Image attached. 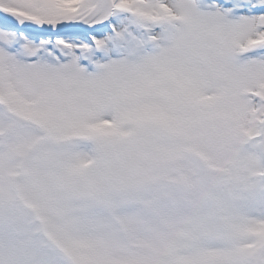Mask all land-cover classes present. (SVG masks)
<instances>
[{"label": "snow or ice", "instance_id": "obj_1", "mask_svg": "<svg viewBox=\"0 0 264 264\" xmlns=\"http://www.w3.org/2000/svg\"><path fill=\"white\" fill-rule=\"evenodd\" d=\"M0 264H264V0H0Z\"/></svg>", "mask_w": 264, "mask_h": 264}]
</instances>
